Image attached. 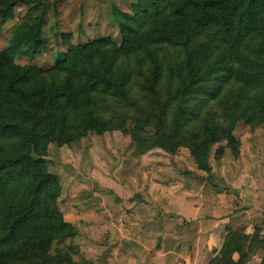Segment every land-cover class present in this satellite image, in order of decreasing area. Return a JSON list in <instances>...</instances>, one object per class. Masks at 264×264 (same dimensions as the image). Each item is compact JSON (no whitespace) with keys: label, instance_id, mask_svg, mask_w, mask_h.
Masks as SVG:
<instances>
[{"label":"rangeland","instance_id":"374dc122","mask_svg":"<svg viewBox=\"0 0 264 264\" xmlns=\"http://www.w3.org/2000/svg\"><path fill=\"white\" fill-rule=\"evenodd\" d=\"M211 1L159 0L157 9L150 10L149 0H0V4L15 2L12 16L5 20L0 17V50L6 46L13 29L24 21L28 12L34 11L33 6L38 7L34 15L41 20L45 38L35 57L18 56L12 61L13 67L10 64L3 67L6 80L14 83L13 99L21 100L22 105L31 109L29 92L37 89V99L46 101L48 88L62 86L69 75L76 80L74 87L89 99L81 96L76 100L85 111L66 107L70 113L76 111L88 118L86 124L71 119L68 128L60 131L51 121L61 119L65 110L60 108L55 117L42 104L32 113L34 118L30 114L25 116L27 121L23 119L29 133H33L31 119L37 120V146L28 144L30 139L15 131L8 132L2 140L6 153H27L33 160L42 161L52 176L49 191L56 194V206L64 221L76 230L65 241H55L53 253L64 254L67 250L73 260L79 261L82 256L93 264L81 250L83 238L78 236L71 216L90 199L92 186L98 188L99 181L112 177L120 165L124 172L132 167L136 169L147 156L151 163L171 164L177 172L197 177L214 191L229 192L225 179H234L240 176L243 166L253 165V171H247H251L253 180L263 183L264 190V106L256 102L264 92V80L258 74L264 71V41L254 37L255 42H244L239 50H232L230 45L244 35L235 39L225 33L222 24L227 13L224 11H215L216 20H207V10L213 11L211 4L207 6ZM201 18L206 21L202 22ZM156 19H163V23ZM120 22L126 27L124 32ZM165 34L170 35V43H184L189 36V45L195 40L214 52L213 62L217 66L234 63L241 75L231 95L202 108L203 130L197 135L187 128L184 129L187 133L159 139L164 129L172 128V119H161L166 128L161 126L159 119L154 118L161 116V112H156L159 106L142 89L143 73L152 68V56L167 65V61L183 57L179 46L154 42ZM249 45L253 50L247 48ZM71 46L83 47L82 54L67 64L56 63ZM18 77L20 81H15ZM95 78L114 85L106 87L103 82L92 91L90 84ZM165 86L167 81L163 80L159 85L162 98ZM20 88L24 91L20 92ZM90 111L95 116L89 117ZM88 122H97V126ZM166 145L171 151L166 150ZM256 164L261 166L259 172ZM63 257L64 260L56 259L57 263L66 264Z\"/></svg>","mask_w":264,"mask_h":264},{"label":"trees","instance_id":"16d2710c","mask_svg":"<svg viewBox=\"0 0 264 264\" xmlns=\"http://www.w3.org/2000/svg\"><path fill=\"white\" fill-rule=\"evenodd\" d=\"M149 1L150 10L157 9L159 0ZM210 4L213 11L207 10L206 16L209 18L207 20H216L214 19L217 16L216 13L224 11L227 13L224 14L225 23L222 24L225 33H229L235 39L244 35L242 39L237 40L238 42L230 45L232 50H239L243 47L244 42H255L252 41L254 37H260L264 41V0H212L207 3V6L209 7ZM14 5L15 2L0 4L2 20L12 16ZM194 5L197 6L195 3ZM37 9L38 7L33 6L34 11ZM143 9L145 10L146 7ZM180 9L179 7L176 10L180 11ZM34 11L28 12L24 21L13 29L6 46L0 50V264H59L56 259L64 260L63 256H65L66 264H91L82 256L79 261L73 260L67 250L64 254L53 253V243L55 241L63 242L74 236L76 230L64 221L62 213L57 209L56 194L49 191L51 190L49 185L52 176L46 172L42 161L33 160L27 153L20 155L6 153L2 147V140L7 137V133L10 131L17 132V135H24L31 140L27 141L28 144L37 146L39 139L37 120L31 119L33 133H29L24 122L28 118L25 116L30 114L32 116V113L42 104L55 117L60 108L62 111L65 110L61 119H52L51 121V125H58L60 131L68 128L71 119H80L82 123L88 119L81 117V114L76 112L79 111L78 107L81 111H85V108L79 105V101H76L83 95L78 87H74L76 80L71 75L65 78L62 86L48 88L46 101L37 99V89L27 92L31 99L29 102L31 109L25 104L22 105L21 100L15 99V97L13 99L11 96L14 83L6 80L3 67L7 64L13 67L12 61L18 56L35 57L40 53L41 46L45 41L41 20L37 19ZM215 11L217 12L215 13ZM201 20L202 22L206 21L203 18ZM155 21L163 23V19ZM119 25L124 32L126 28L124 23L120 22ZM132 30L134 31V29ZM189 38L187 36L184 43H170V35L165 34L161 36L160 40H155L156 44L179 46L183 50V57L172 62L167 61L169 62L167 65L159 57L152 56V68L143 73V92L148 93L153 99V104L159 106V111L156 109L157 114L161 112L160 118L158 115L154 118L159 119L158 123L165 128L166 125L161 119H172V128L164 129L159 134V139L173 138L177 134L187 133L184 131L187 128L196 135L201 133L203 130L200 126L202 125V108L227 98L234 92L233 85L240 82L241 75L237 65L230 63V66H217V63L213 62L214 52H211V49L207 51L209 47L206 46L205 49L195 40L192 45H189L187 43ZM125 40L128 39L125 37ZM95 44H91V46ZM250 45L247 48L253 50ZM83 49V47L71 46L64 58L57 59L56 63H69L71 59L82 54ZM258 74L264 80V71H260ZM16 80L18 81L19 77ZM163 80L167 81V86L164 89L166 98L165 95L164 98L160 95L159 85ZM103 82L105 83L102 78H95L90 84L91 90H96L97 86ZM113 85L114 83H105L106 87H113ZM19 91L24 90L20 88ZM260 96L256 98V102L264 106L262 102L264 101V92ZM256 102L253 105H256ZM57 103L60 105L59 107L55 105ZM67 106L76 109V111L70 113L66 109ZM93 115V112L90 111L89 117H93ZM32 118L34 117L32 116ZM19 119L21 120L19 121ZM90 124L93 127L97 126V122ZM23 146L26 148L25 145ZM166 150L171 151V148L166 145ZM191 150L193 152L194 149L191 148ZM70 247L71 245L67 246L68 249Z\"/></svg>","mask_w":264,"mask_h":264},{"label":"crops","instance_id":"0c3cea01","mask_svg":"<svg viewBox=\"0 0 264 264\" xmlns=\"http://www.w3.org/2000/svg\"><path fill=\"white\" fill-rule=\"evenodd\" d=\"M143 162L93 184L71 216L93 264H264V190L253 165L225 179L228 192Z\"/></svg>","mask_w":264,"mask_h":264}]
</instances>
